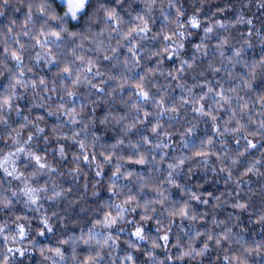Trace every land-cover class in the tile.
Masks as SVG:
<instances>
[{
  "label": "clouds",
  "instance_id": "clouds-1",
  "mask_svg": "<svg viewBox=\"0 0 264 264\" xmlns=\"http://www.w3.org/2000/svg\"><path fill=\"white\" fill-rule=\"evenodd\" d=\"M0 264H264V0H0Z\"/></svg>",
  "mask_w": 264,
  "mask_h": 264
}]
</instances>
